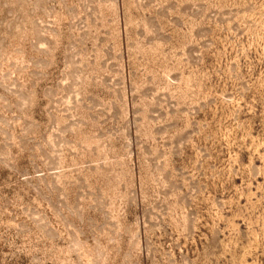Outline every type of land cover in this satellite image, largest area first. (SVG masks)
<instances>
[{
  "label": "rangeland",
  "instance_id": "obj_1",
  "mask_svg": "<svg viewBox=\"0 0 264 264\" xmlns=\"http://www.w3.org/2000/svg\"><path fill=\"white\" fill-rule=\"evenodd\" d=\"M0 264H264V0H0Z\"/></svg>",
  "mask_w": 264,
  "mask_h": 264
}]
</instances>
